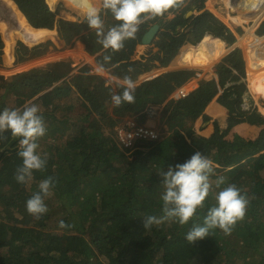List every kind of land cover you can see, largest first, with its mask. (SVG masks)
<instances>
[{"label":"trees","instance_id":"16d2710c","mask_svg":"<svg viewBox=\"0 0 264 264\" xmlns=\"http://www.w3.org/2000/svg\"><path fill=\"white\" fill-rule=\"evenodd\" d=\"M199 1L180 0L178 7L155 18L145 14L135 38L125 40L117 52L97 42L101 37L89 28L87 18L80 22L73 14L69 23L59 20L60 32L69 46L95 30L80 41L85 52L98 67L103 65L106 74L119 81L128 76L136 84L153 71L173 68L183 52L198 46L207 34L221 40L226 50L237 43L236 34L208 11L186 18ZM103 23L106 32L121 22L107 10ZM155 26L159 31L147 45V57L136 59L145 35ZM60 51L49 43L22 62ZM215 69L216 77L207 74L195 91L180 98L176 94L187 79L178 71L160 74L135 86V102L119 107L112 96L122 95L120 83L94 75L90 65L71 75L75 70L71 60L0 76V112L35 104L47 129L37 141L46 169L34 171L25 184L15 179L22 164L21 138L10 130L0 133V264H264V146L223 164L214 157L212 145L196 133L200 113L214 100L237 113V123L244 121L239 105L249 89L243 50L233 49ZM150 107L159 110L160 117L150 118ZM126 119L141 126H150L151 120L152 125L158 123L160 140L124 149L116 131ZM196 152L214 162L204 207L186 225L165 220L146 229L145 217L163 216L160 173ZM49 176L56 184L44 198L48 212L36 219L26 202ZM218 177L224 178L219 187ZM229 185L249 200L244 219L230 235L217 228L212 236L189 243L188 231L194 223L203 226L208 210L217 204L216 195ZM61 221L66 227H60Z\"/></svg>","mask_w":264,"mask_h":264},{"label":"clouds","instance_id":"9594fccd","mask_svg":"<svg viewBox=\"0 0 264 264\" xmlns=\"http://www.w3.org/2000/svg\"><path fill=\"white\" fill-rule=\"evenodd\" d=\"M179 3L180 0H103V7L110 10L115 20L121 23L110 27L105 32L104 23L95 8L89 9L87 14V23L89 28L97 30V36L101 37L97 42L101 44L104 49H111L113 52H117L124 47L125 40L135 38L136 33L139 30V25L144 19L147 18L145 14H148L152 18L163 16L168 10L172 9L173 7H178ZM207 37L212 38L213 35H205L198 46L204 44L203 41L207 40ZM213 38L216 39L215 37ZM199 49L201 48H198L197 50ZM223 51L224 54L220 57V61L226 56L225 54L228 51L226 50L225 45L222 52ZM180 59L182 60V56ZM104 60L108 61L110 60V57L105 56ZM220 61H218L217 64H219ZM175 66L176 63L173 67L175 68L174 71H178L179 68L177 69ZM97 71L102 72L103 65L97 68ZM155 72L156 71H154V73ZM153 76L154 75L150 77L152 78ZM213 76L216 77L217 75L213 74ZM150 77H148L149 80H151ZM187 81L189 80L187 79ZM200 81L194 88L197 89L199 87ZM189 85L190 84L186 86ZM120 86L123 87L124 91L122 95L112 96L113 103L117 107L121 106L122 103H134L135 84L132 79L128 76H125L120 82ZM190 93H192L191 90L184 94L182 89H180L177 93L178 95L176 94V98H180V96L185 97ZM200 115L199 118L201 117ZM197 126L198 125L196 124V128ZM122 127L123 126L120 128ZM8 130L11 131L13 136L21 138L19 141L20 150L18 151V156L22 158V164L16 169L15 179L18 183L25 184L32 179L34 171H44L47 164L46 159L42 158L37 153V149L39 147L37 141L39 138L43 137L47 131L43 117L40 115V108L35 104H31L30 106L26 104L22 111L19 109L5 108L2 112H0V133ZM156 133L158 135V139L155 141H137L132 147L126 148L123 144H121V147L124 149H130L133 148L138 142H156L159 140V134L157 131ZM205 138H208L207 135ZM209 140H211V138ZM233 142L235 144L243 143L242 141L235 142V139ZM207 144L212 145V143ZM239 144L236 145L237 149L239 148ZM263 146L264 143L253 149L250 147V149L255 150L262 148ZM247 148L243 147L245 151ZM215 151L217 152L216 155ZM215 151L213 149L214 157L219 162L220 160H226L225 162H221L225 164L231 160L235 148L234 151H232L225 159L219 157L218 148ZM160 175L163 177L162 185L165 189L162 195L163 216L159 218L156 216L145 217L144 227L149 229L153 225H158L165 220H175L181 226L193 221V218L197 216L198 210L204 207L206 198L210 194V189L212 187L210 178L215 175L214 162L207 156L202 155L200 152H196L183 164H177L174 167L169 166L168 170L166 172L164 171L160 173ZM223 183L224 178L218 177L216 180V186L219 187ZM55 184V178L49 176L40 182L39 191L27 200V211L36 219H39L41 215L48 212V208L44 203V198L51 195L50 190L55 187ZM215 199L217 204L208 210L203 226L194 223L193 227L188 231L186 240L189 243L194 244L198 240H203L209 236H212V230L217 228L222 230L226 235H230L236 223L244 219L249 200L245 195L241 194L240 189H238L235 185H229L223 188L216 195ZM60 227H66L63 221L60 222Z\"/></svg>","mask_w":264,"mask_h":264},{"label":"bare ground","instance_id":"6f19581e","mask_svg":"<svg viewBox=\"0 0 264 264\" xmlns=\"http://www.w3.org/2000/svg\"><path fill=\"white\" fill-rule=\"evenodd\" d=\"M0 2V57L3 59L0 74L5 73L3 76L6 77L11 74L16 75L18 71L24 70L20 65V55L28 58L49 40L57 41L62 47V43L58 39V33L61 34V32L57 14L61 4L82 17L87 16L90 8H95L98 13L104 8L103 0H0ZM210 2L216 6H211ZM217 8L224 9L228 13L231 11L237 13L232 17L229 14L230 18L226 15H221V17L233 25L241 44L245 48L249 89L248 94L243 97L239 105V110L247 116V124L244 125L246 131L235 127L237 125L233 120L236 114L226 105L217 103V100L212 101L200 113L201 117L198 120L197 129L203 137H206L203 127L209 116L214 115L223 119L219 131L212 133L210 138L213 141L212 144L218 147L219 157L225 159L239 144L228 145V138L233 133H237L238 142H243L239 144V147L242 148H250L255 144L262 145L264 143V107L258 112L253 111L257 104L264 99L262 98L264 96V56L260 55V59L257 61V57L251 56V51H248L255 44L260 45L264 42L263 38H257L253 34L254 30L264 22V0H253L252 8L248 11L239 5V0L199 1V11H216ZM233 21L239 23L240 26H234ZM261 35L264 33L259 34V36ZM203 43L204 46L198 52L192 50L185 54V59L189 63H192L194 54L197 56V61L183 70L184 73L193 74L196 69H199L197 66L200 65L211 70L213 63L210 60H219L224 44L220 40H213L208 37ZM261 51L262 49L258 53ZM69 56L78 60L86 58L90 61L92 59L83 52V47L79 45L71 48ZM195 86L196 83L193 82L186 86L182 92L185 94ZM220 133L225 134V140L221 141Z\"/></svg>","mask_w":264,"mask_h":264},{"label":"rangeland","instance_id":"374dc122","mask_svg":"<svg viewBox=\"0 0 264 264\" xmlns=\"http://www.w3.org/2000/svg\"><path fill=\"white\" fill-rule=\"evenodd\" d=\"M213 2H210V4H211V6H216V5H213L212 4ZM107 9H105V8H102L100 11H99V15H100V17H101V19H102V21H104L105 19H106V17H107ZM197 11H199V6L197 7V9L195 10V12H197ZM200 12V14H203V13H205V12H207V11H199ZM208 12H210V13H212L213 15H215L217 18H219L220 20H222V21H224V22H226L227 23V21L225 20V19H223V17H221V15H226V17H229L230 18V16H229V14L231 15V17L234 15V14H237L236 12H233V11H231V12H227L226 10H224V9H218L217 8V10L216 11H213V10H209ZM57 14H58V18H59V20H62V19H64L65 20V22H67V23H69V22H71V21H73L74 20V18H73V14L74 15H76V16H79L80 17V22H83L84 20H85V18H87V16H80V15H78V14H76V13H73L72 11H70V10H68V9H66L65 7H64V5H60L59 6V9H58V11H57ZM232 19V18H231ZM234 22V21H233ZM235 23V25L234 26H240V24L239 23H236V22H234ZM228 26H230L234 31H235V28L233 27V25H231V24H229L228 23ZM69 30H70V28H69ZM71 31V30H70ZM89 33H93V31L92 32H89ZM89 33H86V34H84L83 36H87ZM260 33H264V22H262L255 30H254V32H253V34H255V36H257V38L258 37H261V38H263L264 39V35H261V36H259V34ZM61 35V37L64 39V37L62 36V34H60ZM83 36H80L79 38H77L71 45H69V46H67V42L65 41V39H64V42H65V45H63L64 44V42L62 43V47H61V44L59 45L58 44V42L55 44V41H48L47 43H45L44 44V47L43 48H46L47 47V45L49 44V43H52V44H54L58 49H60L61 51L59 52V53H56V54H53V55H49V56H47V57H45V58H43V59H41V60H38V61H32V62H28V63H25V62H22V59L24 58L23 56H21L20 55V65H21V67H23L24 68V70H22V71H18L17 73H16V75H19V74H24V73H27V72H29V71H31L32 69H33V67L35 66V68H37V67H40V66H44V65H46V64H48V63H50V62H53V61H59V60H71L72 62H73V66H74V68H75V70L72 72V74L71 75H76V74H78L79 72V70L80 69H82V68H84L85 66H88V65H90V66H92L93 67V69H94V71H93V74L94 75H99V76H101V74H99V73H97L96 71H95V69H96V67H97V65H96V62H95V58H92L90 61H88L86 58H82V59H80V60H78V59H74V58H72L71 56H69V52L71 51V48H75V46L76 45H79V46H82L83 47V50H84V53L85 54H87L86 52H85V49H84V45L80 42L81 40H80V38L81 37H83ZM205 41V40H204ZM1 43V42H0ZM263 44H260V45H254L251 49H248V51H251V56H256L257 58V61H259V56L260 55H263L264 56V42H262ZM204 46V44H202L201 46H198L197 48H188V49H186L184 52H183V55H182V58L186 61V57H185V54L186 53H188V52H190V51H194V52H198V48H202ZM147 48V46H144V45H142V46H140L139 48ZM40 48H42V47H40ZM42 48V49H43ZM139 48L137 49V56H136V59H137V57L139 56V54H138V51H139ZM260 49H262V51H261V53H258V51L260 50ZM141 51V50H140ZM254 53V54H253ZM224 54V51L221 53V55H220V57L222 56ZM88 55V54H87ZM196 54H194L193 56H192V63H194V61H197V56H195ZM89 56V55H88ZM220 59V58H219ZM179 60H180V58L178 59V60H176V68L178 69V71L180 72V74L183 76V77H185V78H187L189 81H187L186 82V84H185V86L186 85H188V84H191V83H193V82H195L196 84L203 78V76L204 75H206V74H209V75H217V72H218V70H216L215 68H214V66L217 64V62L219 61V60H217V61H213V60H210V62L211 63H213V65H212V67H211V70H208V69H206L205 67H203V66H197V68H199V70H195L194 71V73L193 74H187V73H184L183 72V70H185L186 68H188V67H190L189 65H191L192 63H189L188 61H186L185 62V64H184V66H182V64L181 65H179ZM2 62H3V59H2V57H0V66L2 65ZM257 65H259V64H257ZM158 71V70H157ZM155 72L154 73V77L153 78H157L160 74H159V72ZM5 74V73H4ZM0 76H3L2 74H0ZM103 77V76H102ZM105 78V77H104ZM106 79V78H105ZM107 81L108 82H110L108 79H107ZM196 87V86H195ZM185 87H183V88H181L182 90L184 89ZM192 92L193 91H195L196 90V88H191L190 89ZM178 95V94H177ZM262 98H264V96L262 97ZM228 107V106H227ZM232 111V110H231ZM233 112V111H232ZM160 111L158 110V111H156V114H157V117H160ZM235 113V112H234ZM243 113V112H242ZM244 114V113H243ZM113 115V114H112ZM239 118V116L238 117H235L234 118V123L237 125V126H235V127H239L240 128V130H244V131H246V128H245V124H247V116L244 114V121H243V123L242 124H239V123H237V119ZM127 120H131V119H126V121ZM150 126V128H153L155 131H157L158 132V134H159V140H160V133H159V126H158V123H154V125H152L153 124V121L151 120V121H149V123H148ZM152 125V126H151ZM120 128V127H119ZM119 128L117 129V131H116V137H117V142H118V144L121 146V142L122 141H120L121 139H120V137H119V134H118V131H119ZM248 132V131H247ZM249 133V132H248ZM220 138H221V141H223V140H225V134H221L220 133ZM120 139V140H119ZM229 141H227V143H228V145H235V143L233 142V140L235 139V142H238V135H237V133H233V135H231L229 138ZM158 140V141H159ZM225 145H227V144H225ZM212 148L214 149V151L215 150H217V146L216 145H214V144H212ZM248 151H250L248 148L246 149V151L242 148V147H239L238 149L236 148V146H235V151H234V153H233V156H232V158H234V157H238V156H241V155H244L245 153H247ZM231 158V159H232Z\"/></svg>","mask_w":264,"mask_h":264},{"label":"water","instance_id":"95a60500","mask_svg":"<svg viewBox=\"0 0 264 264\" xmlns=\"http://www.w3.org/2000/svg\"><path fill=\"white\" fill-rule=\"evenodd\" d=\"M252 2H253V0H239V5L242 7V8H244L246 11H248V10H250L251 8H252ZM0 5H1V2H0ZM108 10V9H107ZM107 12V11H106ZM198 15H200V12L199 11H197V12H190V13H188L187 14V16H186V18L187 19H189V18H191V17H193V16H198ZM222 21V20H221ZM223 22V24L225 25V26H227L228 28H230L231 30H232V32L233 33H235L236 34V37H237V43L234 45V47L232 48V49H230V50H228L227 51V53L225 54V55H228L233 49H235V48H237V47H241L243 50H244V52H245V48L243 47V45L241 44V41H240V38L237 36V33L230 27V26H228V23H226V22H224V21H222ZM95 31V30H94ZM93 31V32H94ZM158 31H159V26H155V27H153V28H151L150 30H149V32L145 35V37H144V39H143V45L144 46H147V45H149L150 43H152V41L154 40V38H155V36H156V34L158 33ZM91 33H89L88 35H90ZM87 35V36H88ZM83 38H85V36H83V37H81L80 38V40H82ZM213 38V37H212ZM58 39L60 40V42L61 43H63L64 42V39L61 37V35H60V33H58ZM213 40H216V39H214L213 38ZM49 41H53V40H49ZM55 41V40H54ZM222 42V41H221ZM57 43V41H55V44ZM223 43V42H222ZM57 45V44H56ZM63 45H65V42H64V44ZM62 45V46H63ZM44 46H42V48H43ZM39 49H41V48H39ZM224 55V56H225ZM245 58H246V53H245ZM220 61V60H219ZM246 61H247V59H246ZM35 67V66H34ZM175 70V68H169V69H163V70H159V71H157V72H159V74H163V73H166V72H170V71H174ZM2 75H5V74H2ZM15 74H11L10 76H14ZM150 76H152V75H148V76H146V78L144 77V79L143 80H140V82L139 83H142V82H145L146 80L145 79H147L148 77H150ZM151 78V77H150ZM185 92V91H184ZM263 102H264V99H263V101L262 102H259L258 104H257V107H256V109L255 110H253V111H259V110H261V108L262 107H264L263 106ZM201 116V115H200ZM238 115L236 114V117H237ZM199 123V122H198ZM198 123H197V125H198ZM223 124V119H220L219 117H217V116H214V115H211V116H209L208 118H207V120H206V122H205V124H204V127H203V130H204V132L206 133V135H207V137L208 138H205V137H202L201 135H200V133H199V131H198V129L196 128V131H197V134H198V136L204 141V142H206V143H213V141H211V140H209L210 139V137L212 136V133H215V132H217V131H219V129H220V127H221V125ZM20 138V137H19ZM258 146V144H255V145H253V147H251V149H253V148H256ZM250 149V148H249ZM250 149V150H251ZM216 151H215V155H216ZM226 160H220V162H225Z\"/></svg>","mask_w":264,"mask_h":264},{"label":"built area","instance_id":"2783aa9c","mask_svg":"<svg viewBox=\"0 0 264 264\" xmlns=\"http://www.w3.org/2000/svg\"><path fill=\"white\" fill-rule=\"evenodd\" d=\"M185 62L182 58V60H179V65L182 64L184 66ZM156 111L158 110L150 107L148 110L149 117L153 118L157 116ZM118 134L121 139L120 141H122V144L126 148L132 147L137 141H155L158 139V135L153 128L141 126L133 120H127L125 125L119 129Z\"/></svg>","mask_w":264,"mask_h":264},{"label":"crops","instance_id":"0c3cea01","mask_svg":"<svg viewBox=\"0 0 264 264\" xmlns=\"http://www.w3.org/2000/svg\"><path fill=\"white\" fill-rule=\"evenodd\" d=\"M148 48V47H147ZM147 48H139V51H138V54H139V56L137 57V58H140V56H142L143 54H146V57H147V55H148V50H147ZM141 50V51H140ZM83 52H84V50H83ZM87 55V54H86ZM88 56V55H87ZM88 57H90V56H88ZM97 68H99L98 66L96 67V69H95V71L97 72V73H99V74H101V76H103V77H105L106 79H108L109 81H113V82H118V83H120L121 81H119L118 79H116V78H113V77H111L110 75H108V74H106L104 71H102V72H98L97 71ZM151 75H154V71L151 73ZM154 77V76H153ZM152 77V78H153ZM145 78H146V76H145ZM151 78V79H152ZM144 79V77L143 78H141L140 80H143ZM139 80V81H140ZM145 80H149L148 78L147 79H145ZM139 81L135 84V86H137V85H139ZM143 83V82H142Z\"/></svg>","mask_w":264,"mask_h":264}]
</instances>
